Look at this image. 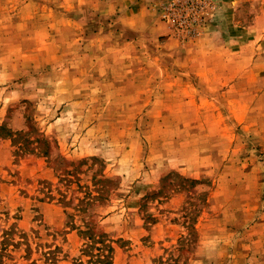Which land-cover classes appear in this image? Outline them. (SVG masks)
<instances>
[{
    "label": "rangeland",
    "instance_id": "1",
    "mask_svg": "<svg viewBox=\"0 0 264 264\" xmlns=\"http://www.w3.org/2000/svg\"><path fill=\"white\" fill-rule=\"evenodd\" d=\"M3 264H264V0H0Z\"/></svg>",
    "mask_w": 264,
    "mask_h": 264
},
{
    "label": "trees",
    "instance_id": "2",
    "mask_svg": "<svg viewBox=\"0 0 264 264\" xmlns=\"http://www.w3.org/2000/svg\"><path fill=\"white\" fill-rule=\"evenodd\" d=\"M7 240H8V231L4 230V235L2 236V240L0 241V264H3L4 251L7 246Z\"/></svg>",
    "mask_w": 264,
    "mask_h": 264
}]
</instances>
